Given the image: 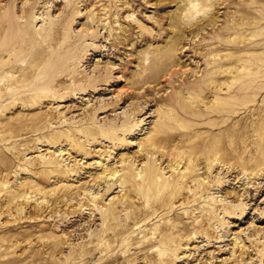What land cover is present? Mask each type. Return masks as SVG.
Wrapping results in <instances>:
<instances>
[{
	"label": "rangeland",
	"instance_id": "1",
	"mask_svg": "<svg viewBox=\"0 0 264 264\" xmlns=\"http://www.w3.org/2000/svg\"><path fill=\"white\" fill-rule=\"evenodd\" d=\"M71 1L0 0V22L22 31L0 77V264H264V0H215L216 11L199 0ZM212 12L174 45L179 27ZM58 34L56 47L72 43L69 63L25 70L32 55L17 46L32 35L49 53ZM24 74L34 81L7 92L8 75ZM197 82L200 97L188 88ZM230 86L254 101L227 96ZM24 91L34 98L20 102ZM221 99L236 113L218 120L230 158L213 165L202 156L221 131L205 114ZM194 167L198 179L169 195Z\"/></svg>",
	"mask_w": 264,
	"mask_h": 264
},
{
	"label": "bare ground",
	"instance_id": "2",
	"mask_svg": "<svg viewBox=\"0 0 264 264\" xmlns=\"http://www.w3.org/2000/svg\"><path fill=\"white\" fill-rule=\"evenodd\" d=\"M86 2L87 1H89V0H85ZM91 1H94V0H91ZM201 3V5H202V7H201V9H204L205 7H207V9L208 8H211V9H213V8H215L214 9V11H216L217 10V1L215 2V0L213 1V0H199ZM71 0H70V4H71ZM235 3V1H230L229 2V6H231V5H233ZM47 4V3H46ZM71 12V11H70ZM70 12L66 15V17H65V19H63L62 20V23L61 22H59V23H55V27H56V29H59L60 28V25L61 24H63L64 23V21H66V22H68V21H71L72 19H73V17H74V15H72V14H70ZM200 11H198V10H195V11H190V13H191V16L193 17V15L194 14H196V13H199ZM25 13H26V16H25V18H28L29 16H30V14H31V12L30 11H25ZM214 12H212V13H210V14H207V16L206 17H204V18H201V21H196V22H194V23H190V22H188V23H186L185 22V18H184V22L186 23V24H184V28L183 27H179V29H178V31L180 32V34H179V37L178 38H176V40L174 41V45H176V46H178L179 44H181V41L183 40V36H184V34L185 33H187V31L188 32H190V33H194L195 31H197V30H200L202 27H203V23L205 24V23H207V24H213L214 22H215V20H216V17H215V15L213 14ZM1 27L3 28L2 30H3V33H4V35H2V34H0V77L1 76H3L4 74H5V71H7V69L8 68H11V67H14V66H16V63H15V57L14 56H12L11 58H9L8 60H7V62H4V61H2V58H3V54L6 52H8L7 50H8V48H10L13 44H12V42L15 40L14 38H16V37H20V35H21V32H18L17 30H14L13 29V24H11L9 21H6V22H0V29H1ZM233 27H231V26H229L228 24L225 26V28L223 29V31H222V36H228L229 34H231V32L233 31ZM177 31V32H178ZM184 33V34H183ZM59 36H60V34H58V35H56L54 38V40L52 41V42H49V48L51 49V51L48 53L47 52V50L46 49H44V48H40L39 47V44H40V42H39V40L35 37V36H32V35H30L29 36V41L28 42H23V44L22 45H19V46H17L18 48H17V56H20V55H23V53L25 54H27V53H29V54H31L32 55V57H31V59L30 60H28L27 62H26V65H25V70H27V69H29V68H31L34 64H36V62H44L45 64H47V65H56L57 63L59 64H64V63H69V61L71 60L68 56H67V47H69V46H71V44L72 43H62V45H64V48H62V47H56L55 45H56V42H57V40L59 39ZM178 36V35H177ZM229 42V41H228ZM70 44V45H69ZM55 46V47H54ZM246 47V46H245ZM173 48H175V46L173 47ZM172 48V49H173ZM246 48H248V46L246 47ZM42 50V52H40L39 53V50ZM41 54V55H40ZM150 70H151V68H149ZM148 69V70H149ZM152 71V70H151ZM154 72V71H153ZM212 74V73H211ZM151 77V75L150 74H148L147 76H145V79L147 80V79H149ZM74 78V77H73ZM255 78V77H254ZM22 79V80H21ZM34 79H35V75H28V74H24V75H20V77H17V78H15V75H12V76H10V75H8V79H7V85H6V88H7V92H8V90H9V88H12L13 87V85H15V84H19V80H20V82L22 83V85L21 86H17V87H21V88H24L25 86H27L26 84H25V81H34ZM77 80V79H76ZM253 79H251V81H252ZM0 81H3V80H0ZM247 81V80H246ZM92 82H96L95 80H92V79H89V80H86V83H92ZM248 82V81H247ZM246 83V82H245ZM248 85V84H247ZM235 86V85H234ZM234 86H230V87H228V89L225 91L227 94V96H229V97H235L236 95H238V94H241V93H244V94H246V97L247 98H249L248 97V95L247 94H249V93H247L246 91H245V88L243 89V87L241 88V87H239V88H233ZM2 86H0V89H1V91L3 90V88H1ZM80 87H82L81 85H80ZM248 88H249V90H250V92L252 91L251 89H250V86H247ZM87 88V86H84L82 89H81V91H86L85 89ZM188 88L189 89H193V90H198V97H200L201 95H200V93L202 94L203 93V91H204V89H205V83H202V82H197L196 84H191L190 86H188ZM206 88H208V87H206ZM255 89V88H254ZM12 90H13V88H12ZM10 92H11V90H9ZM221 91V90H220ZM260 92V91H259ZM258 92V93H259ZM205 93V92H204ZM215 94H217L218 95V97H219V95L221 96V92H215ZM251 95V94H250ZM177 96V95H176ZM175 96V97H176ZM197 96V95H196ZM245 96V95H244ZM243 96V97H244ZM253 96V95H252ZM2 97H4V95L2 96ZM1 97V98H2ZM59 97H61V101H65L64 99H62V97L64 98V96L63 95H60ZM228 97V98H229ZM240 97V96H239ZM253 97H255V95L253 96ZM253 97H252V100L254 101V99H253ZM32 98H34L31 94H29V93H26V91H24V94L19 98V100H20V102H22V103H25V101H28V100H30V99H32ZM177 98V97H176ZM228 98H227V100H228ZM238 98V97H237ZM234 99V98H233ZM241 99V98H240ZM245 99V98H244ZM250 100H251V97L249 98ZM257 99V98H256ZM252 100H251V102H252ZM200 101H202V100H200ZM220 101H223V102H221V103H219V104H217V105H215V106H217V107H213V109L211 110V108H210V110L211 111H209L208 110V112L205 114V115H208V117H209V115H211V118H213L215 121L211 124L212 126H213V128L214 127H217L218 129L217 130H219V131H221L220 132V136H219V141H218V137L216 138L217 139V141L216 142H208L207 140H205V141H207L209 144H208V148H206L205 146V150L207 151L202 157H205V159L204 160H210V163L211 164H213L214 162H218V163H224V164H227L226 163V161H229V156L225 153V149H226V145L224 144V142H222V137L223 136H225L226 137V134L229 132V131H231L230 130V127H227L226 125H225V123L226 122H220V121H218V120H220V118L221 117H223V116H225L227 113H230V115H235L234 113H236V112H233V110H235V106H236V103H229V102H226V100H225V102H224V100L223 99H221ZM247 101H249L248 99H247ZM199 102V101H198ZM197 102V106H199V103ZM243 102V101H242ZM250 102V101H249ZM245 103H246V99H245ZM244 103V105H246ZM243 104V103H242ZM244 105H242V107H244ZM242 107H238V110H239V108H241L242 109ZM234 108V109H233ZM237 108V107H236ZM240 109V110H241ZM239 110V111H240ZM229 114H228V117L230 116ZM238 115V114H237ZM197 116V115H196ZM204 117V116H203ZM227 117V118H228ZM231 117V116H230ZM229 117V118H230ZM199 118V117H198ZM229 118H228V121H229ZM225 119H226V117H225ZM231 119V118H230ZM217 120V121H216ZM225 121V120H224ZM209 123V122H208ZM208 123H207V125H208ZM191 124V123H190ZM227 124V123H226ZM224 125V126H223ZM163 127V125L161 124V125H159L158 126V128H162ZM256 128H257V126H255ZM255 129V128H254ZM198 130L199 129H197V128H195V126H191L190 127V132H193V133H191V134H194L195 132H198ZM157 131H159V130H157ZM228 131V132H227ZM256 131V130H255ZM259 131H260V128H259ZM93 132H95V131H93ZM92 132V133H93ZM106 132V134H111V130H107V131H105ZM205 132V131H204ZM160 133V132H159ZM226 133V134H225ZM94 134V133H93ZM59 136V135H58ZM62 136H66V135H64V134H61L60 135V137H62ZM218 136V135H217ZM59 137V138H60ZM69 137V136H68ZM225 139H227V138H225ZM156 141V139L154 138V139H150V140H148L147 141V143H149V144H153L154 142ZM224 141H226V140H224ZM204 147H203V149H204ZM202 149V150H203ZM194 151L195 150H192V155L194 154ZM199 160H201V159H199ZM197 161H198V159H197ZM213 162V163H212ZM215 164V163H214ZM213 164V165H214ZM200 166V164H196V166L195 167H199ZM195 167H194V169L191 171V172H189V174L188 173H186V174H183V175H181V177L180 178H178V179H176V181H173L170 185H168V188H170V194L169 195H172L173 193L172 192H175L176 193V191H180L181 189H185V187H188V185L191 183V182H194V181H196L195 179H198V178H196L198 175H196V171L198 170H196L195 169ZM153 171L152 170H150V169H144L143 170V174H141L142 175V178H143V182H147V183H154L155 181V178L153 177ZM131 179V177L129 178V176H128V178L126 179L128 182H133L132 180H130ZM199 183H200V181L201 180H197ZM196 184H197V182H196ZM203 184V183H202ZM202 184H201V186H202ZM199 185V184H198ZM190 186V185H189ZM188 189V188H187ZM186 189V190H187ZM167 190V189H166ZM200 191V190H199ZM193 194H194V192H193ZM168 196V195H167ZM169 198V197H168Z\"/></svg>",
	"mask_w": 264,
	"mask_h": 264
}]
</instances>
